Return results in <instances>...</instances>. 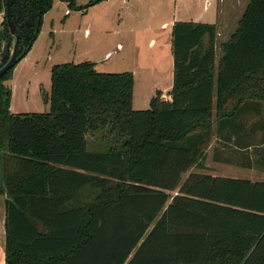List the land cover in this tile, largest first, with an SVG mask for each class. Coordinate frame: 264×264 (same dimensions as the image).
I'll list each match as a JSON object with an SVG mask.
<instances>
[{
	"label": "trees",
	"instance_id": "obj_1",
	"mask_svg": "<svg viewBox=\"0 0 264 264\" xmlns=\"http://www.w3.org/2000/svg\"><path fill=\"white\" fill-rule=\"evenodd\" d=\"M53 1L14 0L23 57ZM2 26L0 53L13 43L6 16ZM172 37L171 100L158 91L147 110L133 108L132 73L93 62L52 68L49 112L13 114L11 70L0 79L6 264H264V181L182 180L213 129L251 147L243 120L264 105V0H249L219 63L216 26L176 22Z\"/></svg>",
	"mask_w": 264,
	"mask_h": 264
},
{
	"label": "rangeland",
	"instance_id": "obj_2",
	"mask_svg": "<svg viewBox=\"0 0 264 264\" xmlns=\"http://www.w3.org/2000/svg\"><path fill=\"white\" fill-rule=\"evenodd\" d=\"M73 1L74 5L66 0L53 1L51 10L43 16L32 48L3 80L10 92V111L13 114L49 112L52 68L83 62L95 63L101 73H133V108L149 109L150 99L157 89L173 84V55L168 48L171 28L161 30L159 26L162 21L171 20L175 7L180 15V0H105L90 7L94 0ZM0 2L5 4L6 0ZM67 10L70 15L65 14ZM4 20L5 8H2L0 34L4 31ZM152 38H157L155 45H149ZM161 41L166 46L161 45ZM224 41L225 38L220 37L216 42L218 61L221 59L219 45ZM11 44L7 52L10 55ZM262 109L264 111V106ZM261 120L264 117L260 119L255 115L243 120L246 127L243 132L248 134L246 143L251 146L247 150L238 149L234 140L226 142L218 138L213 129L203 157L182 175L183 182L191 173L264 181L263 151L260 154L256 151L264 148V133L259 129L249 133ZM93 141L91 139V150L96 149L97 143ZM247 164L251 167L247 168Z\"/></svg>",
	"mask_w": 264,
	"mask_h": 264
},
{
	"label": "crops",
	"instance_id": "obj_3",
	"mask_svg": "<svg viewBox=\"0 0 264 264\" xmlns=\"http://www.w3.org/2000/svg\"><path fill=\"white\" fill-rule=\"evenodd\" d=\"M249 0H180L179 6L181 13L179 15V11L177 12V7H175L173 16L169 22L166 20L162 21L160 26L162 29H170L171 39H169L168 48L170 49L173 55V47H172V33H173V26L176 22H193V23H203L214 25L217 27V38L222 37L225 38V41L219 45L221 50V58L223 56L222 53V44L226 43L231 36L237 30L239 25V21L244 14ZM176 6V5H175ZM191 17H187L190 16ZM70 15V14H68ZM234 30V31H232ZM157 43V38H152L149 41V45H155ZM161 45H165L161 41ZM216 45H218L216 43ZM217 47V46H216ZM120 48L123 46L120 44ZM217 56V55H216ZM220 59V58H219ZM173 67H174V57H173ZM220 61V60H219ZM217 58V63H219ZM133 74V73H132ZM134 75V74H133ZM135 79V78H134ZM173 82H174V72H173ZM162 85L159 86L161 88ZM172 85H168L163 90L157 89L155 95L151 97L150 101L156 96L157 92H161L162 99H167L165 101L171 100V91ZM134 99V97H133ZM264 105H262L263 107ZM261 107V111L257 113H249L246 115H255L259 116L260 119L264 117V111ZM256 129L262 130L264 133V120H261L258 124H256ZM249 133L251 131L249 130ZM7 194L0 195V264H6V254H5V247H6V216H7Z\"/></svg>",
	"mask_w": 264,
	"mask_h": 264
},
{
	"label": "water",
	"instance_id": "obj_4",
	"mask_svg": "<svg viewBox=\"0 0 264 264\" xmlns=\"http://www.w3.org/2000/svg\"><path fill=\"white\" fill-rule=\"evenodd\" d=\"M13 5L14 0H6L5 16L10 34L13 37V50L7 62L0 67V79L5 76L10 70H12L23 58V55L21 54L20 50V39L18 35V29L13 17ZM8 48L9 44L5 43L3 45L2 52L0 53V64L3 62V59L7 54Z\"/></svg>",
	"mask_w": 264,
	"mask_h": 264
},
{
	"label": "flooded vegetation",
	"instance_id": "obj_5",
	"mask_svg": "<svg viewBox=\"0 0 264 264\" xmlns=\"http://www.w3.org/2000/svg\"><path fill=\"white\" fill-rule=\"evenodd\" d=\"M10 48H11V46H9V48H8L7 52H9V51L11 50ZM20 50H21V49H20ZM7 54H8V55H9V57H10V53H7ZM7 54H6V55H7ZM6 55H5V56H6ZM4 58H5V57H4ZM3 60H4V59H3ZM4 64H5V63H4V62H2V63L0 64V67H1L2 65H4Z\"/></svg>",
	"mask_w": 264,
	"mask_h": 264
},
{
	"label": "built area",
	"instance_id": "obj_6",
	"mask_svg": "<svg viewBox=\"0 0 264 264\" xmlns=\"http://www.w3.org/2000/svg\"><path fill=\"white\" fill-rule=\"evenodd\" d=\"M65 14H66V15L70 14L69 10H67V11L65 12Z\"/></svg>",
	"mask_w": 264,
	"mask_h": 264
}]
</instances>
